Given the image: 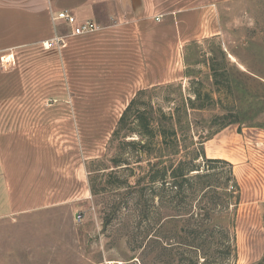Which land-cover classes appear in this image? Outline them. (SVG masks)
Here are the masks:
<instances>
[{
  "label": "rangeland",
  "instance_id": "rangeland-1",
  "mask_svg": "<svg viewBox=\"0 0 264 264\" xmlns=\"http://www.w3.org/2000/svg\"><path fill=\"white\" fill-rule=\"evenodd\" d=\"M215 2L220 34L187 44L182 81L142 98L167 112L192 96L191 89L209 92L211 101L204 100L205 108L189 110L193 132L187 135L199 142L229 121L257 118L264 112V80L251 76L248 67H238L228 56L230 52L242 57L264 76V0ZM218 46L225 53L223 60ZM209 60L218 63V73H228L230 94L223 85L213 84ZM103 88L99 102L88 95L66 97L77 107L69 113L75 121L70 125L60 122V112L45 111L51 105L58 108L65 98L41 97V119L59 120L52 130L56 133L52 145L58 154L66 149L68 157L58 159V167L51 169L57 174L56 192L26 193L42 197L27 203L47 206L0 217V264H264V204L252 206L239 200L235 205L232 197H225L222 187L231 189L229 166L208 169L203 158L196 160L203 168L201 174L209 175L192 179L180 192L173 185L165 186V193L159 192L162 202L149 184L135 186L146 162L138 168L134 150L122 145L119 151L118 140L107 146L126 96L116 93L113 81L106 80ZM23 102L33 104V100ZM199 145L195 147H203ZM190 150L176 158L188 162ZM115 156L121 164L128 160L129 168L110 167ZM94 158H101L109 168L92 174V194L84 177L87 162ZM70 171L72 180L67 179ZM206 184L210 186L204 188Z\"/></svg>",
  "mask_w": 264,
  "mask_h": 264
},
{
  "label": "crops",
  "instance_id": "crops-1",
  "mask_svg": "<svg viewBox=\"0 0 264 264\" xmlns=\"http://www.w3.org/2000/svg\"><path fill=\"white\" fill-rule=\"evenodd\" d=\"M215 1L0 0V217L47 206L27 203L42 197L26 193L57 191L51 169L68 154L64 148L58 154L52 145L59 120L41 119V97L65 98L45 111L60 112V122L70 125L75 121L69 113L77 107L66 97L88 95L99 102L106 80L126 96L121 112L138 90L181 82L185 46L220 34ZM60 10L74 15L77 24L92 21L98 28L72 35L65 21H51V12ZM55 34L64 36L66 45L43 48L42 41ZM230 55L238 67L264 80L242 57ZM203 151L232 164L241 202L264 204V112L220 127L203 142ZM85 176L90 190L87 171Z\"/></svg>",
  "mask_w": 264,
  "mask_h": 264
},
{
  "label": "trees",
  "instance_id": "trees-1",
  "mask_svg": "<svg viewBox=\"0 0 264 264\" xmlns=\"http://www.w3.org/2000/svg\"><path fill=\"white\" fill-rule=\"evenodd\" d=\"M216 51L223 60L225 58V53L221 47L218 46ZM217 66L218 63H212V61L209 60L213 84L216 86L223 85L227 93L230 94L231 90L228 73L225 71L218 73ZM196 84L200 85L199 82H196ZM162 86L163 85L149 89H140L136 92L121 112L117 124L110 135L107 146L113 143L114 140H118L119 144L117 147L119 151L122 145H127L134 150L135 162L138 163L136 165L138 168H144L140 164L142 161L146 162V170H142L144 174L135 181V186L149 184L150 188L153 189V196L160 199L161 202L162 196L159 192L163 191L165 193V186L173 185L178 192H180L188 187L192 179H200L209 175V173L201 174L203 168L196 160L203 158L204 162L208 164V169L215 168L217 165H227L229 166L228 181L231 183V189L228 190L227 187L223 186L222 190H224L225 197H232L234 199V204L237 205L239 203L240 192L233 174L232 164L219 158H206L203 147H195L199 144V146H202L203 142L216 132V130L209 133L202 142L195 141L194 136L187 135L188 132H193L192 124L188 117L189 110L194 111L196 109L205 108L206 105H204V100L207 102L211 101L209 92L201 94L199 88L191 89L192 96L183 98L180 105L172 107L171 111L166 112L163 108L156 106L148 98L146 101L142 99L143 96L160 89ZM200 100H203L201 104L198 103ZM168 109L170 108L168 107ZM230 122L234 121H229L228 123ZM179 135L183 136L182 139H180ZM186 135L188 139L185 138ZM183 150H190L187 153L191 154L192 157L188 162L176 158ZM127 161L125 159L121 164L118 157L115 156L110 159V167L116 168L125 165L124 168H129L128 166L130 163ZM101 162V158H94L89 160L86 164L90 192L92 194H94L91 180L93 177L92 174L95 171L101 172L109 168V166L106 167ZM95 164L98 165V167L96 166V168H94ZM168 178H170L171 181H167ZM204 186V188H208L210 184Z\"/></svg>",
  "mask_w": 264,
  "mask_h": 264
},
{
  "label": "built area",
  "instance_id": "built-area-1",
  "mask_svg": "<svg viewBox=\"0 0 264 264\" xmlns=\"http://www.w3.org/2000/svg\"><path fill=\"white\" fill-rule=\"evenodd\" d=\"M51 21L56 23L57 21H65L71 28L72 35H80L83 33H89L95 31L98 27L92 21H85L80 24L76 23V18L67 10H60L57 12H51L50 14ZM42 46L45 49L56 47V48H63L66 45V39L64 36L60 34H55L51 39L42 41ZM76 218L80 219L81 214L78 212L76 214Z\"/></svg>",
  "mask_w": 264,
  "mask_h": 264
},
{
  "label": "bare ground",
  "instance_id": "bare-ground-1",
  "mask_svg": "<svg viewBox=\"0 0 264 264\" xmlns=\"http://www.w3.org/2000/svg\"><path fill=\"white\" fill-rule=\"evenodd\" d=\"M233 59V58H232Z\"/></svg>",
  "mask_w": 264,
  "mask_h": 264
}]
</instances>
